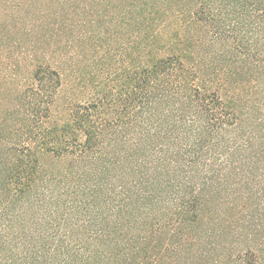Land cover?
<instances>
[{"label": "trees", "instance_id": "16d2710c", "mask_svg": "<svg viewBox=\"0 0 264 264\" xmlns=\"http://www.w3.org/2000/svg\"><path fill=\"white\" fill-rule=\"evenodd\" d=\"M226 202L197 254L264 264V0H0V264L170 262Z\"/></svg>", "mask_w": 264, "mask_h": 264}, {"label": "rangeland", "instance_id": "374dc122", "mask_svg": "<svg viewBox=\"0 0 264 264\" xmlns=\"http://www.w3.org/2000/svg\"><path fill=\"white\" fill-rule=\"evenodd\" d=\"M226 204L227 202L225 203V205L219 206L216 203H214L210 207V210L212 209L215 214L213 215L210 214L208 218L209 220L206 218L204 219V222L202 224L196 225L190 229V237H192V241L194 242L193 243L194 246L191 247V251L189 250V244L183 246L181 245V242H180V244H178L181 249L180 252L176 256H173L170 262L167 260V257H166L167 255H166L165 260L161 262L160 264H225L224 263L225 261L219 260L220 259L219 257H221V252H222L221 249L218 251H210V253L208 252V254L206 255L207 256L206 258L199 257V255L197 254V251L201 248H205V249L208 248V250L212 248V247H209L208 242L213 241V239L211 238L203 239L202 238V234L204 233V231L212 232V231L219 229L220 231L225 232V234L220 239H217L218 237L214 236L215 242L219 243L221 241V244L225 245L226 241H228L229 238L226 237L227 230L225 229V222L223 220L224 215H218L220 212H222L223 214L228 216V213L230 212V210L228 208L229 206ZM232 214L230 213V216ZM133 227H135L136 229H139L138 223H135ZM197 237L202 238L203 240L196 243L195 240L197 239ZM167 241L168 239L166 235H161L160 238L158 239L157 244H163V243H166ZM170 241L175 242V239L172 238V240ZM168 249L170 248L168 247ZM165 254H167V251ZM125 263L128 264V260L127 261L123 260V264Z\"/></svg>", "mask_w": 264, "mask_h": 264}]
</instances>
